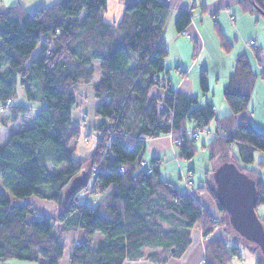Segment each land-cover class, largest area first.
<instances>
[{"label":"trees","instance_id":"obj_1","mask_svg":"<svg viewBox=\"0 0 264 264\" xmlns=\"http://www.w3.org/2000/svg\"><path fill=\"white\" fill-rule=\"evenodd\" d=\"M171 1L130 0L120 20L109 23L103 17L107 0H59L33 11L15 4L0 13V110H7L12 122L32 110L13 103L17 85L37 107L33 125L8 134L0 147L2 186L20 201L12 205L0 192V262L59 264L66 245L72 244L70 264L141 259L165 264L184 254L197 226L203 239L222 226L234 235L231 242L209 241L202 264H231L241 258L242 242L251 244L231 229L212 175L223 162L234 163L255 181V210L264 206V178L248 168L255 153L264 156V134L244 117L236 122L250 105L256 76L244 55L236 59L222 91L230 114L221 118L211 104L198 106L196 97L175 90L164 65ZM239 5L264 18L259 13L264 14V0H242ZM190 23L191 12L184 9L175 18V29L181 34ZM220 40L227 48L229 42ZM200 74L205 94L207 74ZM81 87L92 92V116L81 118L80 124L73 115L81 109ZM155 89L164 90L165 97L151 96ZM211 122L215 136L201 148L216 164L194 195L193 188L180 191L162 179L158 166L148 175L140 168L147 140L159 137L181 140L174 148L190 161L199 151L191 132L208 129ZM221 132L228 137L221 138ZM92 134L95 147L78 159L73 155L78 143ZM62 165L67 168L60 169ZM50 167L59 170L49 175ZM89 189L88 199L105 197L95 207L83 200ZM32 196L53 202L61 210L58 216L35 217L37 210L24 202ZM204 197L219 216L209 214ZM259 219L264 226V215ZM251 245L257 264H264L259 248Z\"/></svg>","mask_w":264,"mask_h":264},{"label":"crops","instance_id":"obj_2","mask_svg":"<svg viewBox=\"0 0 264 264\" xmlns=\"http://www.w3.org/2000/svg\"><path fill=\"white\" fill-rule=\"evenodd\" d=\"M58 1L59 0H0V13L6 11L15 4H20L27 10L33 11L38 8L50 6ZM240 1L242 0H172V13L167 22H170V25L174 22V28H169V25L168 28L166 26L167 30L166 28V31L164 30L163 40L166 43L168 54L164 61V65L170 72L175 71L176 68L180 70L179 73L181 74L171 73V84L175 90L196 97L199 101L198 106L211 104L214 106L215 116L221 118L230 114V109L224 101L222 91L227 85L228 77L232 74L236 59L244 55L247 61H249L250 68L255 74L256 79L251 89L250 105L248 109L242 113L241 117L236 118V122L240 123L242 117H244L258 132L264 134V76L262 75L264 71V18L258 14H248L244 12L242 8H240ZM184 9L190 10L191 12V23L185 29L190 38L179 36V32L175 29V18ZM212 16H214L215 22L211 20ZM217 31H220L221 38L229 42L227 48H224L222 45L220 35ZM240 39L242 41L241 43H239ZM251 40L254 41L253 45L250 44ZM197 45L200 46V50L196 53ZM209 47L215 52L212 56L216 54L217 62L220 63L218 71L212 75L209 73L211 67L207 63L208 59H205L206 51ZM227 52L229 53L226 54ZM202 71L207 74V85L209 88L208 92L205 94L201 91L199 85V77ZM15 92L17 93L13 101L15 106L30 107L32 110L30 111L29 109L26 115L19 116L16 122H12L11 115L7 110H0V147L6 143L8 134L33 125V118L37 107L28 102L25 93H23V88L20 85H17ZM150 95L165 97L166 92L162 89H155ZM89 100H91V98ZM73 116L74 119L81 124V122L78 121L79 112L76 111ZM85 131H89V128L86 127ZM220 137L226 139L228 134L221 132ZM93 138L94 136L92 134L90 139L78 143L75 151L78 153V159L85 158L93 150L95 146ZM209 142L203 140L202 145ZM170 157L177 161V163L183 160L179 157V150L170 145L169 138L159 137L157 139L147 140V148L142 160L148 165L152 164V160H156L161 178L163 174L160 172V166H162V164L164 165L166 161H169ZM205 171L210 175L211 170L208 169V171ZM209 175L202 181L203 183L209 179ZM164 176L169 177L166 173ZM192 186L193 190L191 193L194 195L196 193L195 191L198 192L201 185L196 187L194 184ZM182 191L188 190L186 188ZM202 196L204 195L202 194ZM204 198V200L207 199L206 197ZM24 202L32 204L38 214H45L40 210L42 204L39 200L30 197L25 199ZM205 203L209 214L216 217L219 216L213 203L208 199ZM52 210L56 211V207H52ZM198 231L197 227L193 228L190 234L191 244L184 254L179 258H171L165 264H202L206 244L211 241L212 238L203 239ZM95 239H100V236L97 235ZM215 239L231 242L232 237L225 233ZM72 248V244L66 245L65 254L59 261V264H70L69 257ZM240 255L241 258L234 260L232 263L257 264V255L252 250L240 249ZM124 264L151 263L141 259L137 261L126 260Z\"/></svg>","mask_w":264,"mask_h":264},{"label":"rangeland","instance_id":"obj_3","mask_svg":"<svg viewBox=\"0 0 264 264\" xmlns=\"http://www.w3.org/2000/svg\"><path fill=\"white\" fill-rule=\"evenodd\" d=\"M107 8L106 11L103 12V17L104 20L106 22H118L122 16V11L125 7V5L127 3H130V0H107ZM211 20H213V16L211 17ZM214 21V20H213ZM213 23V22H212ZM170 22H168L167 28L169 27ZM166 28V30H167ZM169 28H174V22L171 23ZM165 30V31H166ZM179 36L181 37H186L188 38V34H186L185 36L179 34ZM190 38V37H189ZM190 40V39H189ZM241 39L239 41V43H241ZM200 50V46L197 45L196 47V53ZM38 51V49L36 50V52ZM195 53V55H196ZM212 48L209 47L206 51V58L208 59V64L211 67V71L209 72L211 75L214 74L215 72L218 71L220 63L217 62V58H216V54L213 55ZM229 52H227L226 54H228ZM208 66V65H207ZM95 68H96V73H95V78H97L98 72H99V68H98V64L95 63ZM202 70V69H201ZM204 70V69H203ZM173 73H177V71H172ZM170 72V73H172ZM172 77V76H171ZM80 90L83 91V99L81 100V109L79 112V120L81 118H89L92 115V104L91 101L89 100L91 98L92 92L90 90H88V88L86 87H81ZM208 129L211 130H215V123L211 122L210 125L208 126ZM211 136L206 135L205 133H200L197 140L196 141V146L198 148V153L192 158L190 159V161H184V160H180L179 163H177V161H175L172 157L169 158V161H166V163L162 166H160V172L163 174L162 178L165 179L168 182L173 183L179 190H184L187 188L186 185V180L188 179L189 182H192L193 185L195 184L196 187L197 186H202L204 183L202 181H204L207 176L209 175L205 170L208 171L212 169V167L216 164V161L212 162L210 160H208L209 158V151L206 149H202L201 145H202V141L206 140L207 142L211 141ZM167 138H169L170 140V145L172 147L176 146L174 139L171 138L170 136H168ZM85 138L81 139V142L84 140ZM85 141V140H84ZM95 145V143H94ZM95 147V146H94ZM76 157L78 156L77 152H74V154ZM255 161L252 165H250L248 168L251 170H256L258 173H260L261 178H264V168L260 165V163H264V157L259 154V153H255ZM81 160V159H80ZM67 166L62 165L60 169H66ZM59 169H56L54 167H50L49 168V175L51 174H55ZM167 174L169 177H165L164 174ZM211 174V173H210ZM203 183V184H202ZM193 188V186L191 187ZM0 192L2 194H4L8 199H10V201L12 202V205H17L18 203H20V201H17L15 198L12 197V195L4 189V187L2 186L1 180H0ZM90 198L88 199V204L91 207H95L96 205H98L105 197L102 194H95V195H91L89 196ZM32 199H37L36 197L32 196ZM25 200V199H24ZM39 200V199H37ZM40 203L42 204L40 206V210H42L46 216H49L51 218H56L57 215L60 213V209L52 202L46 201V200H39ZM210 201V200H209ZM52 207H56V211L52 210ZM256 212L259 216L264 215V206H258L256 209ZM43 214V215H45ZM42 216V214H39ZM198 228V232L199 235L201 236V231ZM192 232V231H191ZM228 234L231 237H234V235L226 228V227H217L215 229V231L213 232L212 236L209 238L211 240H215V238H217L218 236H221V234ZM242 249H247V250H252L254 247L251 244H245L242 242ZM0 264H36L35 262H28V261H19L16 259H12V260H5V261H1ZM232 264H236V263H232Z\"/></svg>","mask_w":264,"mask_h":264},{"label":"water","instance_id":"obj_4","mask_svg":"<svg viewBox=\"0 0 264 264\" xmlns=\"http://www.w3.org/2000/svg\"><path fill=\"white\" fill-rule=\"evenodd\" d=\"M259 13L264 15L261 10ZM212 181L217 202L227 213L231 229L257 246L264 258V226L255 212V181L230 162H223L215 169Z\"/></svg>","mask_w":264,"mask_h":264},{"label":"built area","instance_id":"obj_5","mask_svg":"<svg viewBox=\"0 0 264 264\" xmlns=\"http://www.w3.org/2000/svg\"><path fill=\"white\" fill-rule=\"evenodd\" d=\"M232 19V18H231ZM187 34V32L186 31H182V33H181V35H183V36H185ZM250 44L251 45H253L254 44V41L253 40H251L250 41ZM5 104H7V105H10V100H7L6 101V103ZM205 133L206 135H209V136H211L212 135V137H214L215 136V131H213V130H209V129H205V130H202V131H196V132H191V134H190V136H191V138L192 139H196L197 140V138H198V136H199V134L200 133ZM174 142H175V145L176 146H179L180 144H181V140H177V139H174ZM139 166H140V168L144 171V173L146 174V175H148V174H151V172L153 171V170H155L156 168H157V163L155 164H150V165H148L147 163H145L143 160L142 161H139ZM186 182V185H187V190L189 191L190 190V188H191V186L193 185V183L192 182H189L188 181V179L185 181ZM89 187H90V189L91 190H93V186H92V184H90L89 185ZM89 189V191H86L85 193H84V195H83V200H87L88 199V195L90 194V192H91V190ZM35 217H37V218H41V215H36Z\"/></svg>","mask_w":264,"mask_h":264},{"label":"bare ground","instance_id":"obj_6","mask_svg":"<svg viewBox=\"0 0 264 264\" xmlns=\"http://www.w3.org/2000/svg\"><path fill=\"white\" fill-rule=\"evenodd\" d=\"M255 212H256V210H255ZM257 213V212H256ZM258 215V214H257ZM258 218H259V215H258ZM260 220V219H259Z\"/></svg>","mask_w":264,"mask_h":264}]
</instances>
